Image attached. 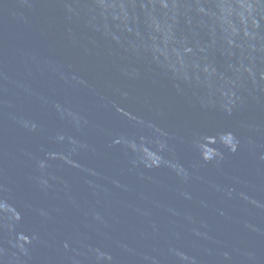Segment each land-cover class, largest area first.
Segmentation results:
<instances>
[{"label":"water","instance_id":"obj_1","mask_svg":"<svg viewBox=\"0 0 264 264\" xmlns=\"http://www.w3.org/2000/svg\"><path fill=\"white\" fill-rule=\"evenodd\" d=\"M0 264H264V0H0Z\"/></svg>","mask_w":264,"mask_h":264}]
</instances>
